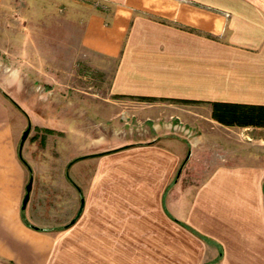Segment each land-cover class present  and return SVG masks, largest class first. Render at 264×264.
Masks as SVG:
<instances>
[{
	"label": "crops",
	"instance_id": "1",
	"mask_svg": "<svg viewBox=\"0 0 264 264\" xmlns=\"http://www.w3.org/2000/svg\"><path fill=\"white\" fill-rule=\"evenodd\" d=\"M94 1L80 43L115 64L117 99L161 107L166 120L167 103L264 106V0ZM162 128L85 156L76 193L65 170L57 188L33 181L23 211L31 172L0 98V264H264V153L244 157Z\"/></svg>",
	"mask_w": 264,
	"mask_h": 264
},
{
	"label": "rangeland",
	"instance_id": "2",
	"mask_svg": "<svg viewBox=\"0 0 264 264\" xmlns=\"http://www.w3.org/2000/svg\"><path fill=\"white\" fill-rule=\"evenodd\" d=\"M74 1L69 7L56 0H6L0 11V98L10 109L18 151L32 126L22 149L28 181L33 177L40 190L57 188L65 170L76 193L75 165L85 156L121 152L129 141L152 139L162 132L156 126L168 137L226 146L240 156L264 153V129L224 126L209 117L212 106L167 103L163 109L171 118L166 120L161 107L157 112L149 104L114 97L115 64L80 43L87 7L100 6L94 0ZM75 202L74 217L80 210Z\"/></svg>",
	"mask_w": 264,
	"mask_h": 264
},
{
	"label": "trees",
	"instance_id": "3",
	"mask_svg": "<svg viewBox=\"0 0 264 264\" xmlns=\"http://www.w3.org/2000/svg\"><path fill=\"white\" fill-rule=\"evenodd\" d=\"M212 119L228 127L264 128V106L212 103Z\"/></svg>",
	"mask_w": 264,
	"mask_h": 264
},
{
	"label": "water",
	"instance_id": "4",
	"mask_svg": "<svg viewBox=\"0 0 264 264\" xmlns=\"http://www.w3.org/2000/svg\"><path fill=\"white\" fill-rule=\"evenodd\" d=\"M31 129H32V126L30 124L29 127H28V129L23 134L22 142H21V145L19 147V157H20L21 160H22V149L24 147V144H25V141H26L27 137L29 136V133H30ZM190 154L191 153H189V157H190ZM22 162L24 163L23 160H22ZM26 167L30 170V168L27 165H26ZM180 174H181V171H180ZM33 181H34L33 180V177H31L30 180H29V183L26 186V195L24 197L23 206H22V210L23 211H25L27 209L28 204L30 202L31 192H32V189H33ZM83 208H84V201L82 200V204H81L80 211L77 214L76 218L71 221V223H70L71 225L75 224L76 221L79 219V217L81 216V213H82Z\"/></svg>",
	"mask_w": 264,
	"mask_h": 264
}]
</instances>
